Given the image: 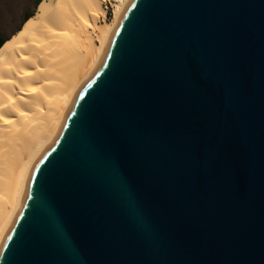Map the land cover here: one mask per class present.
Listing matches in <instances>:
<instances>
[{"label":"water","instance_id":"1","mask_svg":"<svg viewBox=\"0 0 264 264\" xmlns=\"http://www.w3.org/2000/svg\"><path fill=\"white\" fill-rule=\"evenodd\" d=\"M0 264H264V0H130Z\"/></svg>","mask_w":264,"mask_h":264},{"label":"bare ground","instance_id":"2","mask_svg":"<svg viewBox=\"0 0 264 264\" xmlns=\"http://www.w3.org/2000/svg\"><path fill=\"white\" fill-rule=\"evenodd\" d=\"M129 1L43 0L1 47L0 244L31 167L94 74Z\"/></svg>","mask_w":264,"mask_h":264},{"label":"rangeland","instance_id":"3","mask_svg":"<svg viewBox=\"0 0 264 264\" xmlns=\"http://www.w3.org/2000/svg\"><path fill=\"white\" fill-rule=\"evenodd\" d=\"M37 0H0V36L10 39L23 28L24 23L31 15H36ZM108 19L114 16L112 4L104 2ZM33 16V17H34Z\"/></svg>","mask_w":264,"mask_h":264},{"label":"trees","instance_id":"4","mask_svg":"<svg viewBox=\"0 0 264 264\" xmlns=\"http://www.w3.org/2000/svg\"><path fill=\"white\" fill-rule=\"evenodd\" d=\"M42 1H43V0H37L36 3H37V6H38V7H39V5L41 4ZM38 7H37V8H38ZM33 16H34V15L29 16L28 19H27V21H28L30 18H33ZM25 23H26V22H25ZM25 23H24V24H25ZM21 31H22V28L19 29V30L17 31V34H19ZM17 34H16V35H17ZM8 40H9V39H5L6 42H7Z\"/></svg>","mask_w":264,"mask_h":264}]
</instances>
